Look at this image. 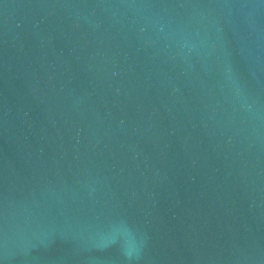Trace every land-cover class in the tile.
I'll return each instance as SVG.
<instances>
[{
    "label": "water",
    "instance_id": "obj_1",
    "mask_svg": "<svg viewBox=\"0 0 264 264\" xmlns=\"http://www.w3.org/2000/svg\"><path fill=\"white\" fill-rule=\"evenodd\" d=\"M0 264H264V0H0Z\"/></svg>",
    "mask_w": 264,
    "mask_h": 264
}]
</instances>
